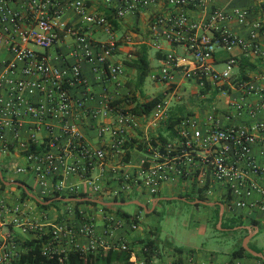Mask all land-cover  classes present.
<instances>
[{"label":"built area","instance_id":"1","mask_svg":"<svg viewBox=\"0 0 264 264\" xmlns=\"http://www.w3.org/2000/svg\"><path fill=\"white\" fill-rule=\"evenodd\" d=\"M12 1L0 0V46L12 55L4 63L6 73L0 76V144L4 153L18 149L25 165L14 160L7 173H33L41 187L48 188V180L60 168L62 179L53 186L55 195L91 194L102 202L124 199L136 191L155 196L165 184L191 179L204 183L206 195L213 193L212 185L222 184L234 206L264 210V203L251 201L254 195L264 197V188L252 180L253 175L264 177V162L260 163L253 154L256 144L264 145V121L256 120L250 125L231 122L236 117L254 119L259 112L264 113V72L257 76L259 83L247 76L238 78L240 58L234 54L239 50L245 57L264 59V0H248L244 6L235 4L240 0H105L111 11L108 15L90 13L88 0H24L19 8H13ZM69 7L74 8L83 24L105 28L107 32L113 27L109 17L117 20L153 7L149 20L151 46L154 41L160 50L157 41L163 40L182 47L184 55L166 52L159 58L157 68L152 69L154 83L164 88L160 93L162 103L150 115L138 116L131 112L133 107L107 98L101 109L86 112L85 98L74 94L87 85L82 64L95 71H107L119 85L117 78L122 69L111 59L121 42L134 45V41L128 34L122 39L112 35L107 42H93L82 24L62 21ZM61 32L74 38L70 55L75 62L71 65H57L61 56L51 51ZM220 51L229 54L222 68L215 59ZM187 90L199 97L200 107L211 106V112L203 123L192 117L193 110L179 117L176 134L172 137L166 131L167 140L163 141L159 129L167 125L173 102L181 103L182 91ZM203 91L217 93L212 104L204 103L209 94ZM234 93L239 94L237 98H232ZM27 96L38 98L31 101ZM220 97H231L225 114L227 124L217 116L218 108L213 105ZM250 98L257 99V105L253 106ZM21 109L34 121L28 139L21 137L25 123ZM77 112L88 114L98 123L99 147L90 146L78 124L69 119ZM142 124L145 132L153 130V136L143 134L145 151H140L142 155L136 163L125 161V146ZM41 131L46 136L39 142ZM32 148L36 151L25 154ZM74 174L82 181L66 184L65 177ZM8 211L14 215L10 225L19 228L26 239L4 231L7 224L2 217ZM20 213V207L10 209L0 198V264L19 260L27 251L26 241L33 239L44 240L42 252L49 257L58 255L60 260L73 251L97 254L119 250L130 254V264H208L188 253L174 251L166 256L157 242L152 249L139 243L136 249L126 241L114 240L121 220L114 222L108 215L104 221L111 225L104 231L107 238L102 239L96 238L95 220L91 217L78 226L60 221L43 225L21 219ZM130 226L132 231L139 230L137 223L130 222ZM83 237L91 239L90 247L78 243Z\"/></svg>","mask_w":264,"mask_h":264},{"label":"crops","instance_id":"2","mask_svg":"<svg viewBox=\"0 0 264 264\" xmlns=\"http://www.w3.org/2000/svg\"><path fill=\"white\" fill-rule=\"evenodd\" d=\"M24 0H13L11 2V6L13 8H19ZM237 2V1H236ZM236 4V3H235ZM87 6L89 7V12L94 13L96 15H108L110 14V10L108 9V5L106 4L105 0H88ZM153 14V7H150L146 10H144L141 13L137 14H130L124 18L115 20L118 23V28L112 24V29L110 32H107L105 28L95 27L91 25H85L83 24V19L76 13L73 7H69L65 10L62 21L65 23H68L69 25H75L80 26L81 24L86 29V34L89 36V38L95 42V43H104L107 42L112 35L118 37V39H122L125 35L131 34L133 37L134 45L139 44H147L150 47V51L153 50V60L155 63V66L151 63L152 69L154 67L158 66V60L161 58L164 53L166 52H174L178 55H184V50L182 47L177 46H171L169 43L163 40H158L157 44L160 47V50H158L154 46L153 41V47L151 46L150 41V35H149V20L150 16ZM237 31L240 32V29L237 28ZM261 42L264 45V38H261ZM74 43V38L68 34V33H60V38L57 41L56 45L52 48V53L61 56L59 60H57L56 64L59 66L64 65H71L75 62V59L70 55L71 47ZM134 45H129L126 43L121 42L119 44V47L115 54L113 55L111 59V63L115 66H119L122 69V74L118 76L117 81L119 85H116L115 81L110 79L109 74L105 70H97L95 71L90 65L83 63L82 64V71L83 74L87 80L86 88H80L74 91V94L77 98H85L86 102V112L89 113L91 110L101 109L103 107L104 99H111L117 101V103L123 104L127 108L134 107L135 104L141 103L146 98L140 94L138 91L136 95L133 94L130 85L135 86L133 82H136V71L125 64V61L127 60V56L129 57V52L131 50V47ZM161 54V57L158 56V54ZM235 56L240 58V67L237 70V77L243 78L245 76L252 79L253 83H259L261 80L257 78L258 74L264 72V59L257 58V57H245L242 55V53L239 50H236L234 52ZM120 55H123L124 57L121 59L119 58ZM126 56V57H125ZM229 56L228 53L224 51H220L216 54L215 59L218 68L223 67L224 60ZM121 57V56H120ZM12 59V55L9 51H7L4 47L0 46V76H3L5 72L4 63L7 61H10ZM244 60H248L251 64H253L255 67L250 68L249 66H244ZM190 88V87H189ZM132 92V93H131ZM140 94V95H139ZM238 93L232 94V98H237ZM157 96V95H156ZM191 96L197 97L195 94H191ZM38 96L31 97L27 96V99L36 100ZM199 99V97H198ZM200 100V99H199ZM231 100V97H220L214 102V106L218 108L217 116L221 119L222 122L225 124L229 123V121L225 120V114L228 112L229 108V102ZM250 102L254 105H257V99L250 98ZM201 104L198 106V108L193 110L192 117L195 118L197 121L203 123L206 116L211 112V106L206 107H200ZM256 107V106H255ZM22 113L24 114V128L21 131V137L23 139H28V132L30 128L32 127L34 121L31 117H29L25 113V109H21ZM173 108L171 112H173ZM192 112V110H190ZM189 111V112H190ZM69 119L75 123L78 124L79 129L81 131V134L83 135L86 142L92 146V147H99L101 145V141L98 138L97 135V125L98 123L93 121L92 118L88 114H82L81 112H77L75 115H71ZM256 120H262L264 121V113H258L254 119L249 118L248 116H244L242 118L236 117L231 122L234 124L239 125H250ZM140 131L138 133L132 134V136H135V138L138 137L139 133H146L147 136H153V130L150 129L145 132V125L142 124L140 126ZM167 125H162L159 129V132L161 131L162 134L166 135L168 132ZM167 131V132H166ZM46 136V133L44 131H41L38 135L39 142ZM134 138V139H135ZM136 151V150H135ZM134 151V152H135ZM134 152L132 153L131 162L136 163L140 158V151L137 158H134ZM253 154L255 158L260 162H264V145L259 143L256 144L253 148ZM18 160L22 165H25L24 158L20 155V151L16 149L15 151L4 153L1 149L0 144V170L2 171L5 179L7 181H19L22 182L24 185L29 186L32 191L28 190L35 195L39 200L44 202V198L46 197H55V193L53 192V186L55 182L62 179V176H60L61 169L59 168L57 171V175L53 176L51 179L48 180V188L41 187L39 184V181L37 180L36 176L33 173H28L25 175H15L12 173H7V167L9 164L14 161ZM114 161H112V164ZM4 171V172H3ZM65 183L68 185L72 184H79L82 179L78 174L70 175L65 177ZM252 180L259 185L260 187L264 188V177L259 176H252ZM213 193L211 195H206V192L204 189V183H201L197 180H191V179H176L173 182H170L168 184H165L162 186L160 192L158 195L150 196L144 193H140L138 191L132 193L129 197L124 199H129L131 197H135L134 200H138L137 197L140 195H147L150 197L153 203V210L149 209L148 206L147 210L151 211L147 214H152L155 212V208L158 205L160 201H172V200H181L190 203L193 206L198 207L197 201L198 200H191L185 198V196H197L201 192L205 195L207 198L206 202H215V203H221L224 207V215L226 217L231 216H240L244 221L245 225L244 227L250 228L254 235L251 238L249 245L253 241L255 237H257L261 231V227H264V210H261L258 207L253 208H239L231 204L226 196V188L222 184H214L212 185ZM16 186H7V188L3 189L0 188V198L8 205L10 209L15 207H20L21 213L20 218L23 220H30L32 222H36L38 224H45L49 225L53 222H66L71 225L78 226L81 224V221L84 219H89V217L94 218L95 225H96V238H102L106 239L107 237L104 236L105 229H108L111 224H108L104 221L105 215H108L110 218L114 219V222L121 220V227L116 231L114 240L120 241H126L131 246H135L136 249H139V241L141 239H144L147 231L149 228H157L156 225L153 224L151 226L150 224H145L142 221L141 213L137 211L134 214H131L138 218L139 222L137 223L139 226L138 231H132L130 222L128 220H124L118 212L112 210V207L110 211L104 210L101 207H95V206H85L81 205L78 207L80 217H77L76 213V206L74 204L72 205H63L64 209L60 210L59 206L62 204H53L48 209H42L35 202V199H32L35 201L34 204H30L29 200H22L21 197L17 195V190H15ZM208 189V186H206ZM67 197V196H65ZM88 198L96 200L95 196L89 194ZM56 199V198H54ZM51 201V200H50ZM139 201V200H138ZM251 201L254 202H262L264 203V197L260 195H254ZM57 202V201H54ZM52 202V203H54ZM131 202V201H127ZM141 202V201H140ZM39 203V202H38ZM50 203V204H52ZM109 203V202H106ZM126 203V202H125ZM142 203V202H141ZM50 204H43L45 206H48ZM144 204V203H143ZM137 206V205H136ZM206 206V205H204ZM212 207V206H208ZM219 206H214L213 211L211 212L212 218L215 215V208ZM142 208V207H141ZM143 211L144 208H142ZM53 210V211H52ZM100 210H103L100 212ZM120 211V210H119ZM121 212V211H120ZM220 212V207H219ZM13 213L8 211L3 214V222L7 224V226L4 227V231H8L10 235H13L14 237H19L22 239H26V236L22 233L21 230H19L17 227H13L10 225V222L13 218ZM254 222L256 224H254ZM223 224V221H222ZM107 227V228H106ZM218 227V223H217ZM242 227V226H241ZM247 228H240V229H234L232 231H229L228 229H224L221 225V230L227 231V232H235L238 230H247ZM248 231V230H247ZM249 234V231H248ZM247 234V235H248ZM241 240V239H240ZM156 242L160 247H162L166 251V256L170 255L174 251H176L177 248L171 247L170 244H161L159 239H156ZM81 246L87 248L91 246V239L88 238H80L78 242ZM258 244V243H257ZM256 244V245H257ZM238 248V246H237ZM236 248V249H237ZM72 249V248H71ZM234 249L230 254L226 255V258H223L222 260L216 262L213 258L209 260H202L198 257L197 253L193 250L185 251L183 249V253L190 254L196 261L198 262H205L208 264H262L261 261L249 257H237L234 258L232 256V253L236 250ZM259 250V249H258ZM261 251V250H260ZM261 253L264 255L263 251ZM262 260V259H261ZM263 261V260H262Z\"/></svg>","mask_w":264,"mask_h":264},{"label":"rangeland","instance_id":"3","mask_svg":"<svg viewBox=\"0 0 264 264\" xmlns=\"http://www.w3.org/2000/svg\"><path fill=\"white\" fill-rule=\"evenodd\" d=\"M246 4H248V0L236 2V5L240 6ZM120 56L119 58L121 59L124 57L123 55ZM149 58L155 66L153 50L149 52ZM156 68L154 67V69ZM154 74L155 71L153 72L152 70L139 89L136 87V82H133L135 86L130 85L133 94L136 95L139 91L145 98L159 95L164 87L154 83L152 78ZM182 96L183 101L181 103L173 102L172 104L173 110L178 112V117L187 116L190 110L198 108L201 104L198 97L193 98L188 90L187 92L182 91ZM138 155L139 152L135 151L134 158H137ZM14 189L17 190V195L21 197L20 191L16 187ZM137 199L146 204L149 209L153 208L152 199L147 195H140ZM29 203L35 205L34 201L29 200ZM59 209L63 210L64 206H59ZM112 210H120L121 212L130 214L139 211L145 224H150L151 226L154 224L158 227L157 237L161 244H170L173 248H181L185 251L193 250L202 260L213 258L218 262L226 258V255L230 254L237 246H240V239L244 236L243 230L227 232L224 230L220 231L217 226L215 227L211 215L213 211L212 207L204 205L196 207L181 200L160 201L155 208V212L152 214H147L146 211L142 212L136 205L131 204L113 206ZM251 246L264 253V227H261L259 235L253 239Z\"/></svg>","mask_w":264,"mask_h":264},{"label":"trees","instance_id":"4","mask_svg":"<svg viewBox=\"0 0 264 264\" xmlns=\"http://www.w3.org/2000/svg\"><path fill=\"white\" fill-rule=\"evenodd\" d=\"M109 19H110L109 22L111 24H114V26L118 28V23L115 20H113L111 17H109ZM149 52H150V47L147 44L143 43L139 45H134L131 47V50L128 54L129 57L125 61L126 65H128L129 67L133 68L136 71V87L138 89L140 88V86L144 84L146 78L151 72L152 65H151V61L149 58ZM158 56L161 57V54L159 53ZM243 62H244V66H249L250 68L255 67L248 60H244ZM203 93L209 94V96L206 99V102L204 103L209 104V105L212 104L217 93L215 92L209 93L208 91H203ZM162 101H163V96L160 94L152 98H146V100H144L143 102L135 104L134 107L131 109V112L138 116L150 115L153 109L157 105L161 104ZM177 113H178L177 111L171 112L170 117L168 121L166 122L167 124L166 130L170 132L169 134L172 137L176 134L175 126L177 125L179 121V117L177 116ZM143 137H144L143 134L139 133L137 139H132L131 141L127 142L125 146V156H124L125 161H129L132 158V153L135 150L143 151V152L145 151V142L143 140ZM159 137L163 141L167 140L161 131L159 132ZM33 151H36V149L32 148L29 151H27L25 154H28ZM0 186L3 189L7 188V186H5L1 181H0ZM27 187L29 188L30 191H32L29 186ZM16 188L20 191V196L22 200L34 201L22 188L20 187H16ZM59 197L61 196L59 194H56L55 197H46L43 200L44 202H48L50 200H53L54 198H59ZM68 198L82 199V198H88V195L74 194V195L68 196ZM185 198L191 199L193 201L194 200L207 201V198L205 197L204 194H202V192L197 196H185ZM134 199L135 197H131L129 199H120V200L115 199L114 202H127V201H132ZM35 203L37 204V206H39L42 209H48L51 206H53V204H58V205L59 204H62V205L74 204L76 206L77 217H80L78 207L81 205L101 207L102 209L107 210V211H110L111 209V207L101 206L97 203L90 202V201L74 202V203H70V202L65 203V202L57 201L48 206H45L38 202H35ZM197 206H200V205H197ZM136 207L140 211L143 212V209L141 207L139 206H136ZM116 212H118V214H120V216H122L124 219L131 221L132 223L139 222L138 218L131 215L130 213L120 212L119 210H117ZM213 220H214V226L216 227L219 221V207L215 208V215L213 217ZM245 224H246L245 221L240 216L226 217V215H224L222 227L224 229H228L229 231H232L238 227L244 226ZM254 224L256 223L254 222ZM243 232H244V236L241 239V244L232 253V256L234 258L246 256L249 258L257 259L261 261L262 264H264V261H262L260 258L252 256L250 253H248L243 248L242 241L247 236L248 231L243 230ZM157 234H158V227L149 228L145 238L141 239V241H139V244L142 245L144 248L147 247V248L152 249L154 246V243L156 242V239H158ZM43 243H44V240L42 239L41 240L33 239V240L26 241V247H27L26 253L23 254L19 260L13 262L12 264H130V261H129L130 254L119 251V250H104L97 254H93L90 252L73 251V252L68 253L65 258L60 260V256L58 255L57 256L55 255L53 257H49L45 255L41 250ZM250 247L253 250L261 253L260 250L253 248L251 244H250ZM176 251L178 253H183V249L181 248H177Z\"/></svg>","mask_w":264,"mask_h":264},{"label":"water","instance_id":"5","mask_svg":"<svg viewBox=\"0 0 264 264\" xmlns=\"http://www.w3.org/2000/svg\"><path fill=\"white\" fill-rule=\"evenodd\" d=\"M0 181L5 185V186H16V187H20L22 188L30 197H32L33 199H35L36 201H38L39 203L41 204H50L54 201H61V202H65V203H74V202H85V201H90V202H94V203H97L101 206H106V207H112V206H123V205H137L139 207H142L144 208V210L146 211V213H149L151 211L147 210V207L145 204L141 203L140 201L138 200H135V201H131V202H109V203H106V202H102V201H99V200H93V199H90V198H82V199H76V198H68V197H59V198H56V199H53L51 201H48V202H43L41 200H39L35 195H33L27 188L26 185H24L22 182H19V181H7L2 173V171L0 170ZM198 204H201V205H206V206H219L220 207V212H219V221H218V228L221 229V225H222V221H223V214H224V207L221 203H215V202H206V201H197ZM153 210V208H152ZM240 228H247V227H238L237 229H240ZM247 230L249 231V234L243 239L242 241V246L243 248L248 252L250 253L252 256L254 257H257V258H260L264 261V255L262 253H259L255 250H253L250 245H249V242L251 240V238L253 237L254 235V232L250 229V228H247Z\"/></svg>","mask_w":264,"mask_h":264}]
</instances>
